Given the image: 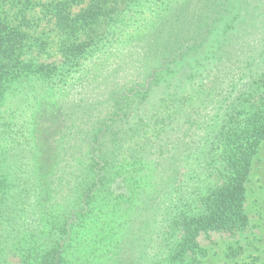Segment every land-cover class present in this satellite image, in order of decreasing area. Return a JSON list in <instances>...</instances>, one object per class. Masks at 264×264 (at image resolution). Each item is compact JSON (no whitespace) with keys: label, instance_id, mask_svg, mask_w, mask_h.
Here are the masks:
<instances>
[{"label":"trees","instance_id":"obj_1","mask_svg":"<svg viewBox=\"0 0 264 264\" xmlns=\"http://www.w3.org/2000/svg\"><path fill=\"white\" fill-rule=\"evenodd\" d=\"M4 1L0 264H200L202 237L247 229L264 0H53L60 64L34 55L26 4L9 19Z\"/></svg>","mask_w":264,"mask_h":264},{"label":"rangeland","instance_id":"obj_2","mask_svg":"<svg viewBox=\"0 0 264 264\" xmlns=\"http://www.w3.org/2000/svg\"><path fill=\"white\" fill-rule=\"evenodd\" d=\"M18 1L5 0V5L1 7V11L9 16V19H13V16L21 12L20 9L23 8V4H26V8L29 10L27 15L35 23L31 34L38 38L37 44L43 50L40 56L34 55L45 64H60L62 61L60 52L61 36L54 30L48 17V8L54 3L53 0H20V3ZM21 1L23 4H21ZM138 10H140V7ZM134 15L137 23L141 22L142 14ZM159 96V92H156L151 101L156 102ZM41 129L44 128H39L38 131ZM38 131L37 136H40ZM50 139L53 140L51 141L52 144H57V138L53 134H50ZM142 173L153 176V168L148 166L147 170ZM146 182H142L137 178L136 182L127 180L125 185L122 184L121 187H118L119 192L126 194L123 197L124 202H122L124 205L118 214L123 215L118 218L119 223L120 220H127L132 215L133 206L139 198L138 193L149 186L147 184L149 182ZM246 209L249 214V224L247 229L239 236L213 234L209 238L204 236L200 239L202 246L208 252V255L202 259L200 264H264V144L254 165L252 179L248 187ZM13 256L4 264H17L18 257Z\"/></svg>","mask_w":264,"mask_h":264}]
</instances>
